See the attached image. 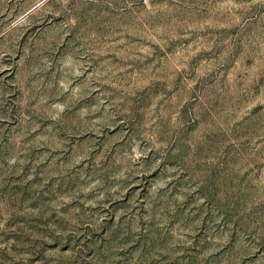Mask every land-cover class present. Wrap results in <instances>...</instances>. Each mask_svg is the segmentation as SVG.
<instances>
[{"label":"rangeland","instance_id":"rangeland-1","mask_svg":"<svg viewBox=\"0 0 264 264\" xmlns=\"http://www.w3.org/2000/svg\"><path fill=\"white\" fill-rule=\"evenodd\" d=\"M0 264H264V0H0Z\"/></svg>","mask_w":264,"mask_h":264}]
</instances>
